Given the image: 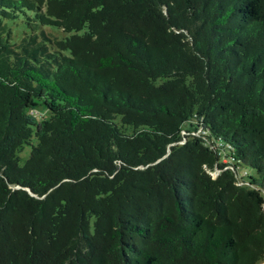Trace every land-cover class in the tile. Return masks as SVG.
<instances>
[{
    "label": "trees",
    "instance_id": "1",
    "mask_svg": "<svg viewBox=\"0 0 264 264\" xmlns=\"http://www.w3.org/2000/svg\"><path fill=\"white\" fill-rule=\"evenodd\" d=\"M263 187L264 0H0V264H261Z\"/></svg>",
    "mask_w": 264,
    "mask_h": 264
},
{
    "label": "rangeland",
    "instance_id": "2",
    "mask_svg": "<svg viewBox=\"0 0 264 264\" xmlns=\"http://www.w3.org/2000/svg\"><path fill=\"white\" fill-rule=\"evenodd\" d=\"M57 36L60 38H64V37L68 36V34L59 32L57 34ZM30 152H31V147H29V146L26 147L24 152L21 154L22 164L29 158ZM238 171H239V174L241 176H244L245 173H248V175H250V176H256V173L251 169L240 168ZM263 194H264V187H263ZM261 264H264V263H261Z\"/></svg>",
    "mask_w": 264,
    "mask_h": 264
},
{
    "label": "built area",
    "instance_id": "3",
    "mask_svg": "<svg viewBox=\"0 0 264 264\" xmlns=\"http://www.w3.org/2000/svg\"><path fill=\"white\" fill-rule=\"evenodd\" d=\"M202 132V129L201 130H199L197 133H194L195 135H198L199 133H201ZM185 141V140H184ZM183 141V142H184ZM182 142V143H183ZM226 147L227 146H225L223 143H218V148H219V151L221 152V153H223V157H224V161L226 162L227 161V158H226V154H225V150H226ZM209 173L211 174V176L213 177V178H217L219 175H220V171L219 170H216V171H209ZM242 184V183H241Z\"/></svg>",
    "mask_w": 264,
    "mask_h": 264
},
{
    "label": "water",
    "instance_id": "4",
    "mask_svg": "<svg viewBox=\"0 0 264 264\" xmlns=\"http://www.w3.org/2000/svg\"><path fill=\"white\" fill-rule=\"evenodd\" d=\"M170 153V149L168 150V154Z\"/></svg>",
    "mask_w": 264,
    "mask_h": 264
}]
</instances>
